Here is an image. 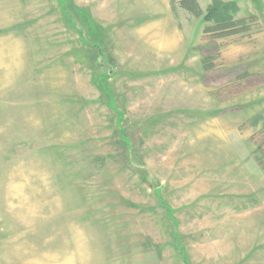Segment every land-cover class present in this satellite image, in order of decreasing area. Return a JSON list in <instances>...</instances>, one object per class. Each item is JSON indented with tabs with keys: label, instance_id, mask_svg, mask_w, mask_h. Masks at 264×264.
Segmentation results:
<instances>
[{
	"label": "rangeland",
	"instance_id": "1",
	"mask_svg": "<svg viewBox=\"0 0 264 264\" xmlns=\"http://www.w3.org/2000/svg\"><path fill=\"white\" fill-rule=\"evenodd\" d=\"M219 1L0 0V264H264V0Z\"/></svg>",
	"mask_w": 264,
	"mask_h": 264
},
{
	"label": "trees",
	"instance_id": "2",
	"mask_svg": "<svg viewBox=\"0 0 264 264\" xmlns=\"http://www.w3.org/2000/svg\"><path fill=\"white\" fill-rule=\"evenodd\" d=\"M170 3L174 11H176L177 6H179L181 9L188 11L194 17L203 18V22L208 24V27L205 30L206 33L213 34L218 37H226V36L236 35L240 32L248 31L247 21L245 19L237 20L235 17L236 13L238 12V7L235 2H222L219 0H215L214 3L207 9L205 13L203 12L198 0H182L178 3L176 0H170ZM64 13L68 17V19L72 21V18L69 17L68 11L65 10ZM93 46L94 48L99 50L100 55L105 56L102 46L98 44H94ZM203 63L206 69L210 68L208 67L206 61H204ZM109 74H107L106 78L109 77ZM99 79H100V85L102 84L103 90L110 97L111 94L106 86V79L102 77H100ZM124 140L129 144V142L126 139ZM160 204L168 210L169 217L175 223L176 219L173 218L174 210L165 202L160 201ZM173 239L177 242L176 228L173 232ZM174 244L176 245L175 242ZM183 257L186 260V257L184 255Z\"/></svg>",
	"mask_w": 264,
	"mask_h": 264
}]
</instances>
